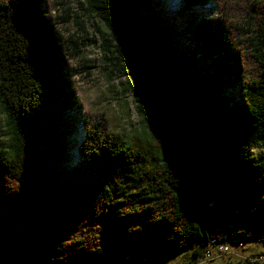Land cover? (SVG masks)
Returning a JSON list of instances; mask_svg holds the SVG:
<instances>
[{"label":"trees","instance_id":"16d2710c","mask_svg":"<svg viewBox=\"0 0 264 264\" xmlns=\"http://www.w3.org/2000/svg\"><path fill=\"white\" fill-rule=\"evenodd\" d=\"M78 7L141 130L80 101L85 43L49 0H0V264H193L211 238L264 244V154L243 140H264V0H176L174 27L161 0Z\"/></svg>","mask_w":264,"mask_h":264},{"label":"rangeland","instance_id":"374dc122","mask_svg":"<svg viewBox=\"0 0 264 264\" xmlns=\"http://www.w3.org/2000/svg\"><path fill=\"white\" fill-rule=\"evenodd\" d=\"M57 16L64 18L59 22L58 28L65 37H80L79 55L70 61V64L76 68L77 73L74 76V84L80 101L85 108L93 112L103 113L108 119L111 128L121 135H127L133 128L141 130L138 118L134 113L132 104V95L130 92L123 93V83L125 76L113 73L110 66L106 65L96 44L88 41L95 39L94 28L96 24L82 15L78 4L83 0H49ZM169 7L165 13L158 19L159 22L169 27H174L179 22L176 15V0H161ZM213 9L207 12V15H213ZM88 40H85V38ZM4 129V115L0 109V134ZM81 138V132L74 133L70 137L67 148V158L65 165L74 166L78 162L77 147ZM246 150L250 156L259 157L264 154V140L253 141L244 138ZM246 248L238 251V255L228 254L208 261L204 264H240L245 261V254L259 253L264 251V244L256 241H249L245 244ZM236 249L235 246H229ZM216 255V254H215ZM249 256V255H248ZM189 259V252L177 254L163 262L155 264H184Z\"/></svg>","mask_w":264,"mask_h":264},{"label":"built area","instance_id":"2783aa9c","mask_svg":"<svg viewBox=\"0 0 264 264\" xmlns=\"http://www.w3.org/2000/svg\"><path fill=\"white\" fill-rule=\"evenodd\" d=\"M255 241L259 243V239H256ZM238 247H242V245L239 244ZM229 253V245L217 244L215 240V246L206 245V249L203 251L202 255L196 259L193 264H204L215 259V257L224 256ZM245 261H247L249 264H264V253L261 252L256 255L247 256Z\"/></svg>","mask_w":264,"mask_h":264},{"label":"crops","instance_id":"0c3cea01","mask_svg":"<svg viewBox=\"0 0 264 264\" xmlns=\"http://www.w3.org/2000/svg\"><path fill=\"white\" fill-rule=\"evenodd\" d=\"M245 244H246V242L242 244V247L235 246L236 249H231L229 247V252H230L229 254L230 255H238V256H240L238 254V251L241 250V249L242 250L245 249L246 248ZM260 244H262V243H260ZM259 253H261V251ZM262 253H264V251H262ZM229 254L227 256H229ZM256 254H258V253H249V254H245L244 256H241V257H245L246 258L248 255L250 256V255H256Z\"/></svg>","mask_w":264,"mask_h":264},{"label":"bare ground","instance_id":"6f19581e","mask_svg":"<svg viewBox=\"0 0 264 264\" xmlns=\"http://www.w3.org/2000/svg\"><path fill=\"white\" fill-rule=\"evenodd\" d=\"M207 246H215V239L211 238L207 241Z\"/></svg>","mask_w":264,"mask_h":264}]
</instances>
